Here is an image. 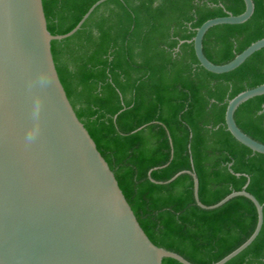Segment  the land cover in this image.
Segmentation results:
<instances>
[{"label": "trees", "instance_id": "1", "mask_svg": "<svg viewBox=\"0 0 264 264\" xmlns=\"http://www.w3.org/2000/svg\"><path fill=\"white\" fill-rule=\"evenodd\" d=\"M98 0H42L52 35L70 32ZM242 24L217 25L203 39L214 64L231 61L264 38V0ZM243 0H106L72 36L51 43L59 79L81 123L113 172L150 241L192 264H213L263 225L244 251L225 264H264V155L227 130V103L264 84V48L239 67L214 74L200 66L190 42L205 21L243 13ZM237 126L264 144V95L241 104ZM163 264H181L164 258Z\"/></svg>", "mask_w": 264, "mask_h": 264}, {"label": "water", "instance_id": "2", "mask_svg": "<svg viewBox=\"0 0 264 264\" xmlns=\"http://www.w3.org/2000/svg\"><path fill=\"white\" fill-rule=\"evenodd\" d=\"M104 1L93 4L70 32L52 35L42 0H0V264H163L164 258L192 264L147 237L59 79L52 41L76 33ZM243 2V13L209 19L196 29L190 42L205 70L233 71L264 48L262 38L222 65L209 61L203 52L210 28L242 24L252 16L253 0ZM261 95L264 84L230 99L225 125L236 141L264 155V144L235 121L238 107ZM182 174L192 177L194 200L201 209L219 208L238 196L256 208L257 223L250 237L213 263L225 264L258 236L263 205L242 189L206 206L199 200L192 171H181L165 182L151 181L168 184Z\"/></svg>", "mask_w": 264, "mask_h": 264}]
</instances>
